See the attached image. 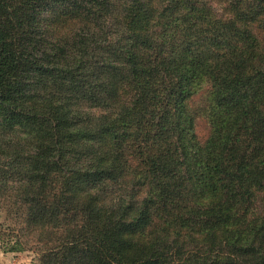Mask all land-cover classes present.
<instances>
[{
    "label": "trees",
    "instance_id": "trees-1",
    "mask_svg": "<svg viewBox=\"0 0 264 264\" xmlns=\"http://www.w3.org/2000/svg\"><path fill=\"white\" fill-rule=\"evenodd\" d=\"M0 212L32 264H264V0H0Z\"/></svg>",
    "mask_w": 264,
    "mask_h": 264
},
{
    "label": "rangeland",
    "instance_id": "rangeland-1",
    "mask_svg": "<svg viewBox=\"0 0 264 264\" xmlns=\"http://www.w3.org/2000/svg\"><path fill=\"white\" fill-rule=\"evenodd\" d=\"M206 90L207 86L204 85L188 101L192 111L195 112V130L201 142L205 140L209 131V124L201 111L207 101ZM9 224L10 221L6 220L4 214L0 212V257H2L0 264H32L35 254L26 250L22 241L19 243L15 237L5 235L9 231Z\"/></svg>",
    "mask_w": 264,
    "mask_h": 264
},
{
    "label": "crops",
    "instance_id": "crops-1",
    "mask_svg": "<svg viewBox=\"0 0 264 264\" xmlns=\"http://www.w3.org/2000/svg\"><path fill=\"white\" fill-rule=\"evenodd\" d=\"M2 257H0V261H1Z\"/></svg>",
    "mask_w": 264,
    "mask_h": 264
}]
</instances>
